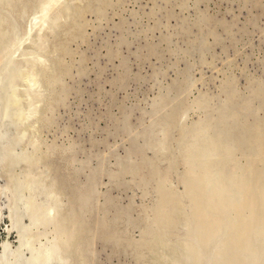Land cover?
I'll use <instances>...</instances> for the list:
<instances>
[{
    "label": "rangeland",
    "instance_id": "obj_1",
    "mask_svg": "<svg viewBox=\"0 0 264 264\" xmlns=\"http://www.w3.org/2000/svg\"><path fill=\"white\" fill-rule=\"evenodd\" d=\"M0 73V245L264 264V0H0Z\"/></svg>",
    "mask_w": 264,
    "mask_h": 264
},
{
    "label": "bare ground",
    "instance_id": "obj_2",
    "mask_svg": "<svg viewBox=\"0 0 264 264\" xmlns=\"http://www.w3.org/2000/svg\"><path fill=\"white\" fill-rule=\"evenodd\" d=\"M44 10H46V9H44ZM43 12V11H42ZM34 13H36V12H34ZM37 14H39V13H37ZM37 14H36V16H37ZM34 15V14H33ZM40 15V14H39ZM41 16V15H40ZM35 17V16H34ZM38 19V18H37ZM32 20V19H31ZM35 20V19H34ZM34 22H36V21H34ZM33 22V23H34ZM31 24V23H30ZM36 25H38V22H37V24ZM33 27V26H32ZM12 28V27H11ZM18 31V30H17ZM20 32V31H19ZM16 33V32H15ZM20 35V34H19ZM24 36V35H23ZM25 42V41H24ZM18 50V49H17ZM15 51H16V48H15ZM15 53V52H14ZM10 61H12V60H10ZM35 62H36V60H35ZM9 65V64H8ZM27 67V66H26ZM2 70V72H3V69H1ZM1 74V73H0ZM257 94V93H256ZM264 98V97H263ZM17 99H19V98H16V96H15V98H14V101H15V103H16V100ZM19 100H21V98L19 99ZM18 100V101H19ZM21 102V101H20ZM237 102V101H236ZM242 102H243V100H242ZM237 104V103H236ZM244 104V103H243ZM247 104V103H246ZM236 106V105H235ZM244 106V105H243ZM15 115V114H14ZM19 116V115H18ZM15 117V116H14ZM20 117V116H19ZM209 136V135H208ZM202 140V139H201ZM260 142V141H259ZM263 143V142H262ZM261 143V144H262ZM222 144V143H221ZM263 145H264V143H263ZM6 146V145H5ZM213 146H215V145H213ZM222 146H223V144H222ZM216 147V146H215ZM210 148V147H209ZM2 149V148H1ZM206 150V149H205ZM207 150H209V149H207ZM216 150V149H215ZM209 152H211V151H209ZM208 152V153H209ZM20 154V153H19ZM22 154V153H21ZM188 154V153H187ZM204 154V153H203ZM212 154V153H211ZM202 155V154H201ZM206 156V155H205ZM204 156V157H205ZM19 157V156H18ZM30 157H32V156H30ZM190 158H191V156H189ZM204 157H203V160H205L204 159ZM208 157V156H207ZM220 157V156H219ZM16 159V158H15ZM200 160V159H199ZM202 160V159H201ZM190 161V160H189ZM192 161V160H191ZM7 162V161H6ZM195 162V161H194ZM205 163V162H204ZM225 163V162H224ZM197 164V163H196ZM216 164H217V162H216ZM195 167V166H194ZM209 168V167H208ZM232 168V167H231ZM194 169V168H193ZM255 169V168H254ZM195 170V169H194ZM188 171L190 172V169H187V173H188ZM209 171V170H208ZM253 171H255V170H253ZM203 172V171H202ZM262 172V171H261ZM192 173V172H191ZM200 173V172H199ZM198 173V174H199ZM257 173V172H256ZM203 174H205V173H203ZM249 174H252V173H249ZM253 175V174H252ZM194 176V175H193ZM202 176V175H201ZM201 176H199V177H201ZM261 176H262V173H261ZM192 177V176H191ZM191 177H189V178H191ZM207 177V176H206ZM242 177V176H241ZM257 177V176H256ZM259 177V176H258ZM33 178V177H32ZM36 178V177H35ZM188 178V179H189ZM202 179V178H201ZM212 179V178H211ZM218 179H219V177H218ZM221 179V178H220ZM194 180V179H193ZM222 180V179H221ZM188 181H190V180H188ZM196 181V180H195ZM202 181V180H201ZM258 181H259V179H258ZM262 181H264V180H262ZM185 182V181H184ZM191 182H193L192 181V179H191ZM218 182V181H217ZM252 181H243V182H240L241 183V185H242V189L244 190V193L246 194V193H250L251 192V194H252V189H254V187H253V185H251L252 183H251ZM260 182V181H259ZM194 183V182H193ZM229 183V182H228ZM37 184V183H36ZM218 184V183H217ZM259 184V183H258ZM222 185V184H221ZM236 185V184H235ZM234 185V186H235ZM190 186V185H189ZM193 186V185H192ZM206 186V185H205ZM230 186V185H229ZM228 186V187H229ZM233 186V187H234ZM259 186H261V185H259ZM264 186V185H263ZM185 187V186H184ZM227 187V188H228ZM230 187H232V186H230ZM257 187V186H256ZM262 187V186H261ZM190 188V187H189ZM163 189V188H162ZM194 189V188H193ZM230 189H232V188H230ZM262 189H264V188H261V190ZM225 190V189H224ZM223 190V191H224ZM229 189H227V191H228ZM188 191V190H187ZM254 191H256V190H254ZM264 191V190H263ZM189 192V191H188ZM220 192H222V191H220ZM33 193V192H32ZM199 193V192H198ZM225 193H226V190H225ZM260 193H261V191H260ZM56 194V193H55ZM224 194V193H223ZM223 194H221V195H223ZM254 195L253 196H255L256 194L255 193H253ZM192 195V194H191ZM217 195H218V193H217ZM220 195V196H221ZM230 195H231V193H230ZM50 196V195H49ZM168 196V195H167ZM190 196V195H189ZM188 196V197H189ZM257 196H258V194H257ZM256 196V197H257ZM59 197V196H58ZM201 197V196H200ZM204 197H206V196H204ZM203 197V198H204ZM34 198V197H33ZM221 198V197H220ZM238 198V197H237ZM246 198V197H245ZM173 199V198H172ZM225 199V198H224ZM228 199H229V197H228ZM239 199V198H238ZM253 199H254V197H253ZM259 199H260V201H261V204L264 206V192H262L260 195H259ZM204 200V199H203ZM246 200V199H245ZM159 201H160V199H159ZM241 201V200H240ZM251 201V200H250ZM256 201H257V199H256ZM162 202H164V200H162ZM226 202H228V201H226ZM225 202V203H226ZM249 202V201H248ZM246 203V205L244 206V208L246 207V209H250L251 208V203L249 202V203ZM164 203H167L166 201L164 202ZM204 203V202H203ZM203 203H202V205H203ZM198 204V206L200 207L201 205V203L199 202V203H197ZM206 205L205 206H207L208 205V203H205ZM254 204V203H253ZM259 204V203H258ZM158 205V204H157ZM165 205H167V204H165ZM220 207H221V205H219ZM238 206V205H237ZM32 207V206H31ZM163 207H165V206H163ZM204 207V206H203ZM238 207H241V206H238ZM259 207V206H258ZM222 208V207H221ZM205 209V208H204ZM235 209V208H234ZM209 210V209H208ZM206 212H207V210H205ZM211 211V210H210ZM213 211V210H212ZM229 211V210H228ZM228 211H226V212H228ZM236 211H239V210H237L236 209ZM260 212H261V210H259ZM215 212V211H214ZM225 212V213H226ZM231 212V211H230ZM235 212V211H234ZM233 212V213H234ZM241 212V211H240ZM210 213V212H209ZM224 213V214H225ZM237 213V212H236ZM235 213V214H236ZM200 214H201V212H200ZM202 214H203V212H202ZM212 214V213H211ZM215 214V213H214ZM244 214V213H243ZM216 215V214H215ZM239 215V214H238ZM246 215V214H245ZM0 216H1V213H0ZM194 216V215H193ZM204 216V215H203ZM202 216V217H203ZM222 216H224L223 214H222ZM231 216V215H230ZM250 216H251V214H250ZM254 216V215H253ZM8 217H10L9 219H10V228L9 229H7V230H11V229H16V233H17V244H16V246H12V244L9 242V241H3L2 243H1V245H0V264H50L54 259H55V256H53V254H54V250L52 249V250H50V249H47L45 252H43L42 254H40L39 256L36 254V255H34V254H32L31 252H30V256H26V251L29 249V247L27 246V244H25L24 243V241H23V239H24V236H25V234H24V236H22L23 234H22V232L17 228V226H16V223H15V220L13 219V218H11V214H9L8 215ZM13 217V216H12ZM192 217V216H191ZM201 217V216H200ZM207 217V216H206ZM232 217V216H231ZM234 217V216H233ZM240 217V216H239ZM248 217V216H247ZM260 217V216H259ZM258 217V218H259ZM205 218V217H204ZM203 218V219H204ZM249 218V217H248ZM256 218V217H255ZM257 218V219H258ZM1 219V218H0ZM195 219V218H194ZM198 219V218H197ZM202 219V218H201ZM222 219V218H221ZM229 219V218H228ZM227 219V220H228ZM245 219H246V217H245ZM238 220V219H237ZM242 220V219H241ZM251 221H252V219H250ZM196 221V220H195ZM199 221V220H198ZM201 221V220H200ZM232 222H233V220H231ZM238 221H240V219L238 220ZM247 221V220H246ZM264 221V220H263ZM219 222V221H218ZM230 222V221H229ZM254 222V221H253ZM253 222H252V224H253ZM158 223V222H157ZM161 223V222H160ZM210 223V222H209ZM223 223V222H222ZM244 223V222H243ZM18 224V223H17ZM200 224H202V223H200ZM211 224V223H210ZM238 224V223H237ZM247 224H248V222H247ZM251 224V223H250ZM255 224V223H254ZM260 224V223H259ZM259 224H257V226H259ZM219 225V224H218ZM226 225V224H225ZM229 225H232L231 224V222H230V224ZM234 225H236L235 223H234ZM233 225V226H234ZM245 225V224H244ZM261 225V224H260ZM246 227H247V225H246ZM170 228V227H169ZM244 228V227H243ZM229 229V228H228ZM23 231V230H22ZM24 231H25V229H24ZM229 231V230H228ZM249 231V230H248ZM212 232V231H211ZM216 233V232H215ZM248 234H250V232L248 233ZM28 235V234H27ZM218 235V234H217ZM232 235V234H231ZM240 235H241V233H240ZM239 235V236H240ZM245 236V235H244ZM252 236V235H251ZM232 237V236H231ZM237 237V236H236ZM241 237V236H240ZM247 237V236H246ZM60 238H62V237H60ZM212 238V237H211ZM231 239V238H230ZM229 239V240H230ZM241 239H243V238H241ZM260 239V238H259ZM177 240V239H176ZM250 240V239H249ZM254 240V239H253ZM32 241V240H31ZM244 242V241H243ZM33 243V242H32ZM235 243V242H234ZM34 245V244H33ZM34 247V246H33ZM226 248V247H225ZM251 248V247H250ZM250 248H248V249H250ZM264 248V247H263ZM252 250V249H251ZM34 251V250H33ZM36 252V251H35ZM40 252V251H39ZM244 252V251H243ZM58 253V252H57ZM253 253V252H252ZM201 254V253H200ZM243 256V255H242ZM246 256V255H245ZM235 257V256H234ZM58 258V257H57ZM196 258V257H195ZM192 260V259H191ZM201 260H203V258L201 259ZM260 261V260H259Z\"/></svg>",
    "mask_w": 264,
    "mask_h": 264
}]
</instances>
